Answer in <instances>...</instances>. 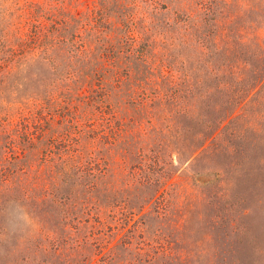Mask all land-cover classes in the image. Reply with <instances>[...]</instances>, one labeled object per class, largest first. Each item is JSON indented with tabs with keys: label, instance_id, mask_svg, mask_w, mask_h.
<instances>
[{
	"label": "rangeland",
	"instance_id": "374dc122",
	"mask_svg": "<svg viewBox=\"0 0 264 264\" xmlns=\"http://www.w3.org/2000/svg\"><path fill=\"white\" fill-rule=\"evenodd\" d=\"M0 264H264V0H0Z\"/></svg>",
	"mask_w": 264,
	"mask_h": 264
}]
</instances>
